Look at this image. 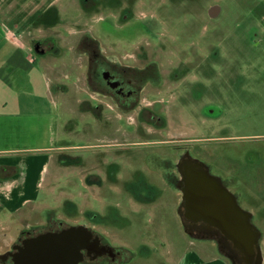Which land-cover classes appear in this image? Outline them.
I'll list each match as a JSON object with an SVG mask.
<instances>
[{
	"label": "rangeland",
	"instance_id": "obj_1",
	"mask_svg": "<svg viewBox=\"0 0 264 264\" xmlns=\"http://www.w3.org/2000/svg\"><path fill=\"white\" fill-rule=\"evenodd\" d=\"M213 5L220 6L216 17L208 13ZM0 22L29 47L48 34L59 49L43 60L32 51L31 65L20 63L15 49V73L30 74L32 91L28 124L15 146L35 161L51 154L64 161L49 182L52 191L49 164L38 196L43 202L21 224L70 204L80 221L84 211L104 217L106 225L95 228L134 251L130 264H226L208 243L185 235L178 195L150 169V157L169 155L168 145L190 147L234 179L232 190L258 213L264 251V0H0ZM86 30L128 61L156 59L168 78L159 97H175V77L185 69L178 86L184 91L162 106L157 128L81 102L90 97L79 80L83 66L74 43ZM136 169L157 186L150 203L134 201L126 188ZM10 235L0 233V251Z\"/></svg>",
	"mask_w": 264,
	"mask_h": 264
},
{
	"label": "flooded vegetation",
	"instance_id": "obj_2",
	"mask_svg": "<svg viewBox=\"0 0 264 264\" xmlns=\"http://www.w3.org/2000/svg\"><path fill=\"white\" fill-rule=\"evenodd\" d=\"M45 10L38 15L45 16ZM30 44L40 60L59 52L52 35L34 38ZM74 47L83 66L79 80L90 97L81 102L92 111L106 107L119 112L126 122L157 128L156 123L164 122L159 113L162 106L170 100L173 105L184 91L182 85L178 86L185 80V69L178 76L174 73L177 84L172 90L176 89L177 94L169 100L159 97L168 78L153 57L128 61L87 30L79 35ZM167 149V156L154 153L150 157V169L156 170L164 184L178 195L174 202L185 235L191 241L208 243L226 264H264L263 235L256 224L258 213L245 207L238 192L232 190L234 179L225 177L190 147L168 145ZM139 171L136 169L133 181L125 183L126 188L134 201L150 203L156 195L148 193L157 191V186L147 182ZM64 206V210L46 208L40 214V222L17 224L10 231L7 247L0 251V264H130L134 251L126 245L112 244L105 233L95 228L96 224L106 225L104 217L84 211L80 221L74 205ZM60 211L67 216L58 215ZM51 234L62 238L39 251L35 247L38 240Z\"/></svg>",
	"mask_w": 264,
	"mask_h": 264
},
{
	"label": "crops",
	"instance_id": "obj_3",
	"mask_svg": "<svg viewBox=\"0 0 264 264\" xmlns=\"http://www.w3.org/2000/svg\"><path fill=\"white\" fill-rule=\"evenodd\" d=\"M15 49L20 54V63L31 65L37 60L31 48L12 39L0 22V233L4 234L10 233L12 224L21 223L22 216L31 215L33 207L43 202L38 196L46 182L49 164L53 162L48 191H52L49 188L56 165L63 164L55 154L35 161L24 149L15 146L26 130L25 116L31 113L32 94L30 74L24 68L15 73Z\"/></svg>",
	"mask_w": 264,
	"mask_h": 264
},
{
	"label": "water",
	"instance_id": "obj_4",
	"mask_svg": "<svg viewBox=\"0 0 264 264\" xmlns=\"http://www.w3.org/2000/svg\"><path fill=\"white\" fill-rule=\"evenodd\" d=\"M220 12V6L219 5H213L208 9V13L210 15V17H216ZM80 233L83 234V230H80ZM62 237H60L58 234H51V235H47V236H43L42 238H40L38 240V245L35 246L39 249V251H43V249L47 247H49L48 243H52V242H56L59 241V239H61ZM44 243L47 245H44ZM46 250V249H45Z\"/></svg>",
	"mask_w": 264,
	"mask_h": 264
}]
</instances>
